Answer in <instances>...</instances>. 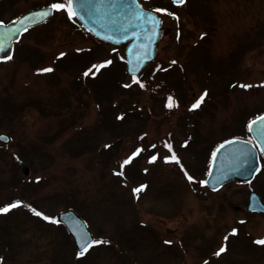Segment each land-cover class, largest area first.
<instances>
[{
	"label": "rangeland",
	"instance_id": "rangeland-1",
	"mask_svg": "<svg viewBox=\"0 0 264 264\" xmlns=\"http://www.w3.org/2000/svg\"><path fill=\"white\" fill-rule=\"evenodd\" d=\"M54 3L68 0H0V21ZM140 3L171 15L157 12L163 36L137 77L125 45L96 39L65 10L0 63V134L10 136L0 141V207L21 202L0 214V264H264V213L247 211L252 191L264 203V156L250 183L204 184L218 145L248 139L264 113V0ZM69 208L107 243L79 256L58 221Z\"/></svg>",
	"mask_w": 264,
	"mask_h": 264
},
{
	"label": "water",
	"instance_id": "water-1",
	"mask_svg": "<svg viewBox=\"0 0 264 264\" xmlns=\"http://www.w3.org/2000/svg\"><path fill=\"white\" fill-rule=\"evenodd\" d=\"M71 8L77 20L99 40L114 46L126 44L130 76H138L156 57L157 44L163 36V22L155 12L143 8L138 0H72ZM44 11L49 15L43 18L37 15ZM53 13L54 9L47 6L28 11L7 23L0 22V47L4 49L0 51V62L12 57L15 43L28 29L43 24ZM261 117L264 114L248 125L254 141L236 137L215 149L206 179L210 190L218 191L232 181L251 182L254 179L260 169V151L264 155V120ZM0 138L4 143L10 142V136L5 133L0 134ZM21 173L28 176L29 167L21 164ZM247 210L264 213V203L255 191L249 195ZM58 220L73 237L78 252L83 243L82 235L94 239L85 220L74 209L61 211Z\"/></svg>",
	"mask_w": 264,
	"mask_h": 264
},
{
	"label": "snow or ice",
	"instance_id": "snow-or-ice-1",
	"mask_svg": "<svg viewBox=\"0 0 264 264\" xmlns=\"http://www.w3.org/2000/svg\"><path fill=\"white\" fill-rule=\"evenodd\" d=\"M173 3L176 4V5H183V4L185 3V0H173ZM71 4H72V0H68V4H67V6H66L65 4H63V3H54V4L51 5V7H52L54 10H57V11H60V10H65V11H67L69 17L71 18L72 16L75 15V13L72 12V10H71ZM156 11H157V12H166V10H163V9H156ZM167 14L171 15V13H167ZM37 15H39L41 18H43V17L48 16V15H49V12L44 11V12L39 13V14H37ZM25 30H26V29H25ZM0 51H4V49H3L2 47H0ZM7 59H11V56H8ZM107 63H111V62L109 61V62H107ZM173 63H175V61H173ZM105 66H106V65H104V64H101V65H94L93 68H95L96 71L98 72V71L100 70V68L105 67ZM40 71H41V72H51V71H53V69H51V68H44V69H41ZM90 72H92V69H89L88 71H86V72L84 73V75H85V76H88ZM134 82L138 83V81H134ZM141 86H142V85H141ZM239 87H241V88H248V87H251V85H239ZM206 95H207V93L205 92V93L200 97L199 101H198L196 104L193 105V109L199 107L200 103L203 102L204 96H206ZM169 106H172V105H171V98H170ZM261 120H264V117H261ZM0 139H3V138H0ZM139 151H140V150H137V152L134 153L133 156L137 155V154L139 153ZM131 159H132V157H130L128 160H125V161L121 164V171L118 172V173H115V174H116V175H121V176H122V175H123V167H124V165L130 163V162H131ZM152 159L155 160L156 157H153ZM172 159H173V160L176 159L175 155H173ZM177 162H178V161H177ZM188 178H189V180L192 179V177H188ZM145 187H146V186L141 185L140 187L134 188V189H133V194L138 198V194H139L140 192H142V191L144 190ZM20 206H21V202L17 201V202H14V203L10 204V205L4 206V207H0V214L7 213V212H9L11 209H14V208H17V207H20ZM33 214L36 215V216H42V215H43L42 213H40L39 211H35L34 209H33ZM43 219L48 220L50 223H57V222H58L56 219H54V218H50V217H47V216H43ZM231 235H235V230H233V232L231 233ZM81 240L83 241V243H82V245H81V251L78 253L79 256H84V255L89 251L90 248H92V247H94V246H96V245L107 243L106 241H102V240L90 239V238L87 236V234L82 235V236H81ZM225 240H227V237H225ZM165 243H170V242H169V241H165ZM255 243H257V244H261V245H264V240H257V241H255ZM225 251H226V247H223V246H222V247L219 249V251H217V252L215 253V255L219 256V255H221L222 253H224ZM206 264H207V262H206Z\"/></svg>",
	"mask_w": 264,
	"mask_h": 264
},
{
	"label": "trees",
	"instance_id": "trees-1",
	"mask_svg": "<svg viewBox=\"0 0 264 264\" xmlns=\"http://www.w3.org/2000/svg\"><path fill=\"white\" fill-rule=\"evenodd\" d=\"M151 1H153V2H156V1H158V0H151ZM77 58H78V56H77ZM76 59V58H75ZM75 61V60H74ZM193 67H195V65H193ZM209 73L210 74H212V72H210L209 71ZM164 76V75H163ZM175 76V74H174V71L173 72H171V74H168V78L169 77H174ZM176 77V76H175ZM111 89H113L112 87H114V85L112 84V85H110L109 86ZM115 88H118L119 90H121L122 91V93H124V90L122 89V88H120V87H118L117 85H116V87ZM96 92V95L98 94V92L97 91H95ZM105 112L103 113L102 112V114H101V118L103 119L104 117H105ZM102 119L100 120V123H102ZM244 137H248V138H250V134L248 133V132H245L244 133V135H243ZM91 249V248H90Z\"/></svg>",
	"mask_w": 264,
	"mask_h": 264
}]
</instances>
